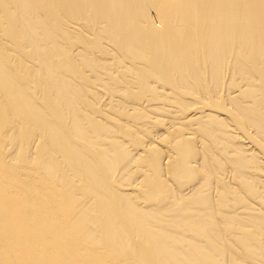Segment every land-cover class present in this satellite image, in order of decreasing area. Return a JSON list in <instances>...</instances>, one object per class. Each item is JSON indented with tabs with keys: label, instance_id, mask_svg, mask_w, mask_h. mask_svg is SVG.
Segmentation results:
<instances>
[{
	"label": "bare ground",
	"instance_id": "bare-ground-1",
	"mask_svg": "<svg viewBox=\"0 0 264 264\" xmlns=\"http://www.w3.org/2000/svg\"><path fill=\"white\" fill-rule=\"evenodd\" d=\"M0 264H264V0H0Z\"/></svg>",
	"mask_w": 264,
	"mask_h": 264
}]
</instances>
